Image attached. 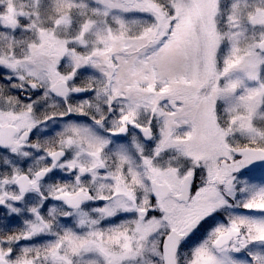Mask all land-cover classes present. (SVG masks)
Wrapping results in <instances>:
<instances>
[{
  "label": "snow or ice",
  "instance_id": "snow-or-ice-1",
  "mask_svg": "<svg viewBox=\"0 0 264 264\" xmlns=\"http://www.w3.org/2000/svg\"><path fill=\"white\" fill-rule=\"evenodd\" d=\"M0 264H264V0H0Z\"/></svg>",
  "mask_w": 264,
  "mask_h": 264
}]
</instances>
